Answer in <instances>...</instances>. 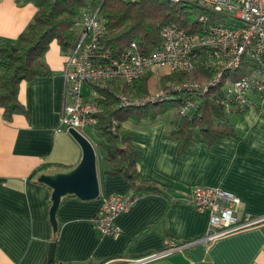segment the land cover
I'll return each instance as SVG.
<instances>
[{"label":"crops","instance_id":"obj_1","mask_svg":"<svg viewBox=\"0 0 264 264\" xmlns=\"http://www.w3.org/2000/svg\"><path fill=\"white\" fill-rule=\"evenodd\" d=\"M35 12L30 2L1 0L0 42L14 41ZM44 59L51 74L19 85L26 112L5 121L0 109V264H45L51 241L54 264H121L167 244L203 236L208 213L182 200L195 185L229 191L240 199L241 212L264 215V96L253 95L242 110L227 113L237 138L207 145L195 132L194 147L183 159L176 158L177 139L168 135L172 116L125 121L132 143L142 149L136 158L139 177L162 192L136 197L128 210L113 218L118 232L102 234L93 222L102 196L131 190L125 176L105 173L103 160L104 166L97 165L99 197L61 198L54 233L48 215L50 188L36 178L71 169L82 152L68 131L57 129L65 79L56 40L50 41ZM2 72L0 67V81ZM81 92L89 95L90 86L83 83ZM42 164L50 165L32 176ZM142 264H264V220Z\"/></svg>","mask_w":264,"mask_h":264},{"label":"built area","instance_id":"obj_2","mask_svg":"<svg viewBox=\"0 0 264 264\" xmlns=\"http://www.w3.org/2000/svg\"><path fill=\"white\" fill-rule=\"evenodd\" d=\"M1 1V0H0ZM134 1V0H129ZM178 1V0H171ZM208 14L202 13L199 32L188 33L174 23L160 29V46L142 52L135 42L118 56L103 48L105 22L96 10L84 9L74 21L76 43L63 53L65 103L59 114L58 130L74 129L84 134L92 128L102 109L98 89L110 90L114 84L131 86L148 74L159 78L166 73H190L203 63L211 71L205 80L184 78L150 91L141 100L133 99L122 91L115 92L119 105L157 102L173 91L202 93L220 85L226 113L237 111L250 104L251 96H264V0H192ZM90 86L84 96L81 86ZM194 107L193 100L179 105L180 112ZM136 197L131 193H111L102 196L101 204L93 218L95 227L106 235H113L118 228L113 218L132 205ZM183 201L189 202L199 212L209 215L207 231L193 240L167 244L164 248L127 260L121 264H142L173 252L182 251L197 242L208 243L224 234L252 226L264 220V215L253 216L238 209L240 199L233 193L204 185L192 187Z\"/></svg>","mask_w":264,"mask_h":264},{"label":"trees","instance_id":"obj_3","mask_svg":"<svg viewBox=\"0 0 264 264\" xmlns=\"http://www.w3.org/2000/svg\"><path fill=\"white\" fill-rule=\"evenodd\" d=\"M20 1L34 4L36 12L27 28L14 41L0 42V67L3 70L0 81V109L5 121L11 120L15 114L26 112L18 97L20 83L51 74L44 59L50 41L56 40L62 53H66L76 43L74 21L84 9L97 10L104 18L103 48L108 49L114 56L120 55L131 42H135L145 53L157 49L160 46V29L169 22L188 33L199 32L202 23L198 21V15L208 14V11L192 0ZM167 74L170 75L159 76L164 83L168 81L161 88H167L168 84L178 83L184 78L208 79L211 71L203 63H199L190 73ZM149 78L150 75L143 74L131 86L114 84L107 91L98 89L102 109L97 115V122L91 128L104 150L103 160L107 164L105 173L125 176L131 188L130 193L135 197L162 190L139 177L136 158L141 155L142 149L132 143L130 131L123 126L125 121L154 120L164 115L167 109H172V128L168 135L177 139L178 159H183L193 149L195 132L201 134L207 145L219 143L226 138H237L233 124L228 120L221 103L223 94L219 84L202 93L178 90L161 101L119 105L115 94L117 91L137 100L148 96ZM187 100H193L194 107L187 112H180L179 105ZM49 165L42 164L32 176ZM56 231L57 228L54 233ZM54 261V258H47L45 264H54Z\"/></svg>","mask_w":264,"mask_h":264},{"label":"water","instance_id":"obj_4","mask_svg":"<svg viewBox=\"0 0 264 264\" xmlns=\"http://www.w3.org/2000/svg\"><path fill=\"white\" fill-rule=\"evenodd\" d=\"M68 132L81 148V158L78 163L66 171L52 174L41 173L37 180L50 188L49 222L52 230L57 228L55 213L61 198L67 195L76 196L82 200L99 197V181L97 175V157L92 143L83 134L74 129ZM55 241L49 243L47 258H54Z\"/></svg>","mask_w":264,"mask_h":264},{"label":"rangeland","instance_id":"obj_5","mask_svg":"<svg viewBox=\"0 0 264 264\" xmlns=\"http://www.w3.org/2000/svg\"><path fill=\"white\" fill-rule=\"evenodd\" d=\"M163 75H170V74H167L166 72H163ZM156 77L157 76L153 77V80H151L149 82V85H148L149 90L153 91V92L158 90V89H160L161 86H164L165 83H168V81H165V83H164V81H162L163 78H156ZM170 81L172 82L173 80H170ZM172 114H173V110L172 109H167L165 114H164V117L165 118H169V117L172 116ZM83 131H84V134L87 136V138L89 140H91V142H93L94 145H95L96 156H97V165L99 167L100 166H104L103 158H102L103 147L100 145L98 138L95 136L94 132L90 128H86Z\"/></svg>","mask_w":264,"mask_h":264}]
</instances>
